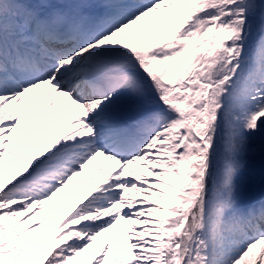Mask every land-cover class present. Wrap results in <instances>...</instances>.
<instances>
[{"label":"snow or ice","instance_id":"1","mask_svg":"<svg viewBox=\"0 0 264 264\" xmlns=\"http://www.w3.org/2000/svg\"><path fill=\"white\" fill-rule=\"evenodd\" d=\"M264 0H0V264H264Z\"/></svg>","mask_w":264,"mask_h":264},{"label":"bare ground","instance_id":"2","mask_svg":"<svg viewBox=\"0 0 264 264\" xmlns=\"http://www.w3.org/2000/svg\"><path fill=\"white\" fill-rule=\"evenodd\" d=\"M247 195L253 200L264 198V185H257L255 188L248 191Z\"/></svg>","mask_w":264,"mask_h":264}]
</instances>
